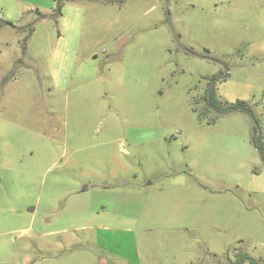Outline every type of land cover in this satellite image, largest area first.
I'll list each match as a JSON object with an SVG mask.
<instances>
[{
    "label": "rangeland",
    "instance_id": "obj_1",
    "mask_svg": "<svg viewBox=\"0 0 264 264\" xmlns=\"http://www.w3.org/2000/svg\"><path fill=\"white\" fill-rule=\"evenodd\" d=\"M257 143L264 0H0V264H264Z\"/></svg>",
    "mask_w": 264,
    "mask_h": 264
},
{
    "label": "trees",
    "instance_id": "obj_2",
    "mask_svg": "<svg viewBox=\"0 0 264 264\" xmlns=\"http://www.w3.org/2000/svg\"><path fill=\"white\" fill-rule=\"evenodd\" d=\"M216 78L214 77V79H216ZM209 104L211 106H214L216 104L214 99H213V91H211V94L209 97ZM217 107H219V105H217ZM227 108H229V107H227ZM230 108H232V109H243V110L249 111V108L247 107V105H245L244 101H241V100L237 101V103L232 105ZM220 110H225V109L220 108ZM257 147L261 150L262 154H264L261 144L257 143Z\"/></svg>",
    "mask_w": 264,
    "mask_h": 264
}]
</instances>
